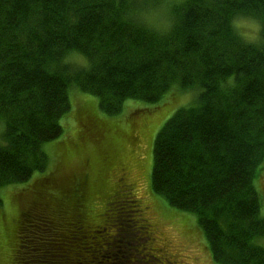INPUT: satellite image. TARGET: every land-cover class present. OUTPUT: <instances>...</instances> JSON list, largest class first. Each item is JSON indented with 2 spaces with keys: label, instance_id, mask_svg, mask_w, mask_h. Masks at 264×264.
Instances as JSON below:
<instances>
[{
  "label": "trees",
  "instance_id": "trees-1",
  "mask_svg": "<svg viewBox=\"0 0 264 264\" xmlns=\"http://www.w3.org/2000/svg\"><path fill=\"white\" fill-rule=\"evenodd\" d=\"M158 1L0 0V188L30 179L39 193L51 180L42 145L60 134L73 83L107 113L127 99L155 103L177 84L194 94L154 135L151 190L195 215L216 262L264 264L255 183L264 167V0H179L163 29L140 18ZM239 14L258 20V39L235 30ZM70 51L88 66L63 61ZM86 174L56 181L59 198L20 212L12 264L144 262L129 227L136 219L119 206L136 200L119 185L108 190L103 222L91 228L81 211Z\"/></svg>",
  "mask_w": 264,
  "mask_h": 264
},
{
  "label": "rangeland",
  "instance_id": "rangeland-1",
  "mask_svg": "<svg viewBox=\"0 0 264 264\" xmlns=\"http://www.w3.org/2000/svg\"><path fill=\"white\" fill-rule=\"evenodd\" d=\"M177 1L159 0L141 10L140 18L155 28L163 29L169 25L171 6ZM232 23L243 39H258L257 19L239 14ZM63 61L73 68L88 66L86 56L78 51L66 53ZM193 94L194 89L173 84L157 102L127 99L113 114L99 106L97 96L83 91L75 83L70 85V107L59 120L62 130L57 137L42 145L48 156L45 172L48 173L47 178L52 176L51 180L39 193L34 185L31 186L30 179L0 188V264H12L17 242L16 218L20 212L26 206L46 200V197L59 198L62 189L60 191L54 183L63 180L66 185L70 176L84 172H87L89 180L86 197L82 196L85 211L82 208L81 211L92 223L91 228L103 222L99 215L105 206L107 192L118 185L124 189L126 199L136 200V211L130 206L133 202H120L119 206L125 211L122 214L131 213L136 219L135 224L129 227L136 226L132 229V237L136 238L135 254H140V260L144 261L142 264H220L212 259L195 215L171 206L150 187L154 135L177 107L192 100ZM98 169L103 171L102 181H99ZM38 174L35 172L34 176ZM255 183L264 213V167L257 173ZM64 198H67L65 193ZM68 200L74 212L77 199L71 196ZM141 224L145 225L144 229L139 228ZM114 232L112 228L108 234ZM258 241L264 247V235Z\"/></svg>",
  "mask_w": 264,
  "mask_h": 264
}]
</instances>
